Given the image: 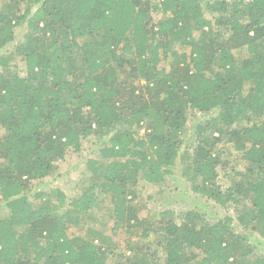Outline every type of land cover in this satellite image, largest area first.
I'll use <instances>...</instances> for the list:
<instances>
[{"label": "trees", "instance_id": "obj_1", "mask_svg": "<svg viewBox=\"0 0 264 264\" xmlns=\"http://www.w3.org/2000/svg\"><path fill=\"white\" fill-rule=\"evenodd\" d=\"M204 1L218 14L213 20ZM154 11L164 14L157 22ZM21 26L27 33L12 55L22 57L25 74L11 72L13 57L0 55V193L9 211L0 218V264H109L108 255L121 264L116 247L69 236L66 223L96 207L97 186L112 192L116 218L124 220L140 177L162 183L179 163L194 193L219 206L251 204L250 221H240L264 238V0H7L0 50ZM176 42L191 45L190 61L172 52L170 69L162 67ZM188 108L217 116L198 123L197 145L181 152ZM134 126L145 129L143 137ZM91 135L110 143L90 163L101 184L61 215L62 191L57 203L37 206L28 196L33 182L52 177L69 149ZM223 142L248 163L244 178L227 188L218 182L228 163ZM166 215L142 233L159 234L166 264H264V257L249 259L250 237L231 217L211 223L194 210L181 221ZM23 227L29 231L21 234ZM130 250L127 264L155 258L144 245Z\"/></svg>", "mask_w": 264, "mask_h": 264}, {"label": "rangeland", "instance_id": "obj_2", "mask_svg": "<svg viewBox=\"0 0 264 264\" xmlns=\"http://www.w3.org/2000/svg\"><path fill=\"white\" fill-rule=\"evenodd\" d=\"M7 0H0V7L6 4ZM157 1V0H153ZM22 9H25V3L22 4ZM202 9L204 15L213 20L218 14L211 12L207 8L206 1L202 2ZM153 21H159L164 14L154 11L152 14ZM214 31L221 34H228L225 28L214 26ZM27 33L26 26L18 27L17 40L9 43L5 48L0 50V55H9L13 57L10 60L9 70L11 72H18L21 75L25 74V64L21 60L22 57L12 55L16 51V44L24 40V35ZM196 37L199 33L195 31ZM246 52V48L242 50ZM172 52L185 54L188 62L190 61L191 45L176 42L174 50L169 52L167 58L161 63L162 67L170 69L171 63L174 60ZM235 52H238L235 50ZM6 71V69H4ZM249 84L245 86V93L248 92ZM217 116V111L201 112L188 108L187 124L182 134L181 152L188 149L190 152L197 145L196 125L206 124L211 118ZM133 131H137L138 137H143L145 129L142 126H134ZM5 133L4 128L0 127V134ZM110 143L107 139H100L96 135H91L83 139L81 148L75 150L70 148L64 159L57 162L58 169L54 175L45 180L34 181L29 190V199L37 206L43 204L44 200H52L57 203L56 195L62 191L66 196V203L58 212L59 215L71 210L69 203L84 193L86 189L93 185H100L90 168L91 161L102 159V149L108 147ZM223 150L222 160L228 161L225 167H219L218 182L223 188L235 185L244 178L248 163L244 161L241 154L236 152L232 142H223L220 144ZM182 163L178 164L177 169L173 170V174L165 177L162 183H152L147 181L144 177H140L138 185L131 187L136 193L135 198L128 199V208L125 210L124 220H117L115 214V198L111 191L102 189L100 186L96 187V193L100 202L96 207L90 211L87 216H82L76 223H66V230L69 236H83L85 239H94L98 245L105 247H116L120 250L121 264H127V260L133 255L131 247L140 244L148 247L151 253L155 256L150 264H166V251L160 245V236L156 231H152L149 236H142L145 229L157 227L159 221L165 216L166 212L171 211L170 217L176 220L183 217L189 211L201 212L204 219L211 223H215L221 218L231 217L233 219V226L238 233H244L250 237V244L253 248L249 259L256 260L264 257V238L260 232L253 231L249 223H241L240 215L244 216L245 222L250 221L251 218V204H244L241 207L234 204L227 206H219L206 197H202L193 192L191 184L181 175ZM179 169V170H178ZM40 193L46 194L42 199H38L37 195ZM49 194V195H47ZM130 208H134L136 214L130 213ZM9 213L6 208L5 201L2 199L0 193V218L7 216ZM164 218V219H166ZM163 219V220H164ZM96 230L100 235H94L90 230ZM29 228L23 227L20 233H26ZM102 237H110L109 240H102ZM107 261L109 264H117L115 260L108 255Z\"/></svg>", "mask_w": 264, "mask_h": 264}]
</instances>
